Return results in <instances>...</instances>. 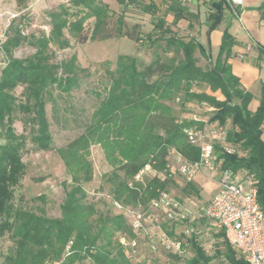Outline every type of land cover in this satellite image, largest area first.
<instances>
[{"label": "trees", "instance_id": "16d2710c", "mask_svg": "<svg viewBox=\"0 0 264 264\" xmlns=\"http://www.w3.org/2000/svg\"><path fill=\"white\" fill-rule=\"evenodd\" d=\"M16 1L19 6L27 3V0ZM116 1L126 6L136 0ZM225 2L209 0L210 29L221 19ZM258 9L264 17V3ZM159 10L154 2L144 6L145 13L157 18L146 38L151 42L156 38L164 40L165 47H174L182 59L176 63L174 59L164 62L157 58L140 67L135 57L120 55L116 69L106 70L110 83L84 132L60 147L54 145L47 104H57L55 89L70 92L78 86L79 75L85 69L78 64L76 55L61 63L53 62L49 52L51 44L65 49L71 46V39L81 44L119 37L142 41L135 32L137 25L128 30L125 16L120 14L111 30L110 9L102 0L61 3L49 13L48 35H25L21 22L14 19L10 23L1 46L7 59L0 69V237L8 234L13 244L1 255L3 264H75L85 260L90 264H137L120 241L125 232L134 235L124 215L99 212L96 204L88 200L85 186L94 175L91 148L99 145L106 162L113 168L105 174V182L110 184L114 198L125 205L147 206L157 195V188H168L175 179L161 180L157 175L145 185L129 186L143 166L149 163L156 171H164L172 149L190 162L200 157V149L188 141L185 128L203 125V121L179 119L172 104L175 101L182 106L191 101L215 108L208 120L227 128V141L237 148L234 154L220 153L223 168L244 169L256 176L258 202L264 211V83L260 104L252 112L249 109L252 93L241 87L227 63L236 39L225 32L217 62L210 69H203L195 55L198 51L207 58L203 45L194 37L186 40L177 36L165 17L157 15ZM183 18H186L184 11L175 9L172 25L177 26ZM89 19H94L90 33L85 30ZM25 42L35 52L25 58L15 57L14 50ZM259 50L264 54V47ZM196 84L220 90L225 99L194 91ZM19 86L23 90L16 95ZM17 120L25 126L23 133L16 131ZM28 128L29 132L25 133ZM28 141L37 151L55 150L71 177V187L60 205L59 216H49L44 209L36 211L15 202V189L26 174L23 150ZM188 187L194 190L192 183ZM44 199L45 195L41 194L33 201ZM189 240L190 256L172 253V264H212L222 252L216 249L215 254L209 253L194 234ZM224 245L228 261L247 264L226 241Z\"/></svg>", "mask_w": 264, "mask_h": 264}, {"label": "rangeland", "instance_id": "374dc122", "mask_svg": "<svg viewBox=\"0 0 264 264\" xmlns=\"http://www.w3.org/2000/svg\"><path fill=\"white\" fill-rule=\"evenodd\" d=\"M102 1L106 2L110 9L109 28L113 30L117 16L124 14L128 24L127 29L131 30L134 25H137L136 31L133 30L140 35L142 41L119 37L103 41H87L85 44H81L75 39H71V46L65 49H59L56 45L51 44L49 52L53 62L61 63L76 55L78 64L85 69L79 75L78 86L70 92H61L55 89L54 96L57 104L55 106L52 102L47 104L55 147L69 143L84 132L85 125L91 119L100 98L105 95L106 88L110 83L106 70L108 68L111 70L116 69V63L120 55L135 57L140 67L154 62L157 58L164 62L168 59H174L176 63L182 59V54L176 52L174 47L170 49L165 47L164 40L156 38L154 42H151L146 38L147 34L153 31L157 18L152 14L145 13L143 11L144 6L150 2L156 3L160 7L157 15L166 18L168 13L164 8V0H136L135 2H128L126 6L119 4L116 0ZM207 2L208 0H190L186 2L197 6V12L201 15L200 19L193 18L196 24L193 27V34L196 36L201 32V24L204 22L207 13H209ZM61 3H63L61 0H27L26 5L19 6L16 0H0V69L4 67L7 59L1 46L6 39L10 23L14 19L21 22L23 24L22 31L25 35H48L51 29L49 13L57 9ZM93 22L94 19H89L85 23V30L89 33L93 27ZM182 30L180 37L186 38L190 32L186 28ZM66 34L68 35L67 32ZM157 34L159 35V33ZM34 52L35 49L28 42H25L16 48L13 53L15 57L25 58ZM195 55L198 65L203 69H210L213 66V60H206L198 51ZM22 90L23 87L19 86L15 90L16 95H20ZM97 94H100V97H97ZM172 104L179 115V119H190L194 116L208 119L212 113L198 103L197 106L189 104L182 106L179 101ZM21 118L22 115H19L18 119ZM16 131L18 133L25 131V126L20 120L16 121ZM28 132L29 128L25 133ZM90 159L93 163L94 175L92 181L85 186L88 200L96 204L99 212L119 214L112 204L111 197L114 198V196L111 193V186L105 182V174L110 173L113 168L106 162L99 145L92 146ZM23 161L26 163L27 168L21 185L15 189L16 204L36 211L44 209L49 216H59L61 212L60 205L66 191L71 187V177L66 172L62 159L55 150L37 151L32 143L28 141L23 150ZM152 176L151 174L146 175L144 183L141 184L145 185ZM177 176L181 177L180 181L176 182L174 180V184L169 186V190L187 209L193 211V233L196 238L211 253L216 249L222 250L219 256V260L222 261L225 258V241L219 244L216 242L209 243L210 240L208 237L206 238V235L211 234L206 233L205 222H201L197 212L201 203L214 195L215 190L219 187V183L215 179L216 175L208 171H199L192 181H187L181 175ZM188 183L193 184L194 190L188 187ZM41 194L45 195L44 200L33 201V198ZM140 210H144L147 214H153L148 205L146 207L142 206ZM126 221L128 222L127 218ZM191 225V220L173 226L164 223L160 226V229L169 233L171 228L181 231L185 227H192ZM159 235L158 230H152L150 235L152 238L141 233H134L133 237L137 242L136 252H129V257L137 264H172V252L162 244ZM12 244L8 234L0 237V264H3L1 255L7 253ZM185 250L192 253L190 243L185 246ZM75 264L90 263L85 260Z\"/></svg>", "mask_w": 264, "mask_h": 264}, {"label": "built area", "instance_id": "2783aa9c", "mask_svg": "<svg viewBox=\"0 0 264 264\" xmlns=\"http://www.w3.org/2000/svg\"><path fill=\"white\" fill-rule=\"evenodd\" d=\"M68 4L69 0H61ZM186 3L190 0H179ZM238 11L244 7L245 0H226ZM209 111L214 107L202 104ZM195 121H203V125L194 124L185 128L188 141L200 149V157L195 162L188 161L177 150L172 149L170 160L166 169L156 171L151 164H146L135 175L129 186L135 187L136 183H144L146 175L159 176L161 180L175 179L181 175L187 181H192L199 171H208L219 175V187L212 198L201 203L198 207L199 218L206 221H214L221 229L222 240L234 248L238 257L247 264H264V211L258 202L257 183L254 174L244 169L233 170L223 168V159L220 153L234 154L237 148L227 141L228 129L223 128L217 121H209L197 116L192 117ZM220 148V151H217ZM157 195L148 204L153 214L140 210L142 205H125L116 198L111 197L112 204L125 219L135 234H144L152 238V230H158L162 244L172 253L181 257L190 256L185 246L189 245V239L193 237V211L187 209L168 188H157ZM146 207V206H145ZM147 216V217H146ZM149 219V220H148ZM191 220L192 227H185L181 231L171 228L170 232L160 229L162 224L173 226L184 224ZM195 220V219H194ZM209 243H217L216 239L209 235L206 238ZM121 243L128 248L130 253L136 252L137 242L127 232L121 234ZM204 249L208 251L203 243ZM70 246V245H69ZM69 246L67 249H69ZM154 248V247H153ZM209 252V251H208ZM218 264H232L226 258Z\"/></svg>", "mask_w": 264, "mask_h": 264}, {"label": "crops", "instance_id": "0c3cea01", "mask_svg": "<svg viewBox=\"0 0 264 264\" xmlns=\"http://www.w3.org/2000/svg\"><path fill=\"white\" fill-rule=\"evenodd\" d=\"M164 1V8L168 13L165 18L167 24L171 25L172 30L179 37L181 36L183 28L188 29L190 33L184 39L188 40L191 37L196 38L206 50L207 58H204L208 61L213 60V65L217 62L220 55L223 34L228 32L236 39L237 43L233 46L231 56L227 59V63L230 65L232 73L239 78L241 87L252 93L253 98L249 103V109L252 112L256 111L260 104L261 85L264 83V54L259 50L260 47H264V17L258 9V7L264 3V0H245L244 7L239 11L226 1L223 4L222 16L218 23L213 29H210L211 21L208 20L209 13H207L204 22L201 24V32L198 36L193 34V27L196 26L193 18L200 19L201 17L197 12V6H194L193 3H182L179 0ZM207 4L209 7V0ZM193 7L196 8L194 9ZM175 9H182L186 16V18L178 22L177 26L172 25ZM170 17L171 19H169ZM192 89L196 92H205L215 96L218 100L225 99V96L220 90L213 91L206 84H196ZM185 104L195 106L197 103L186 102ZM262 131V138L264 140V122ZM217 151H220V148H217ZM214 174L218 182L219 175L217 173ZM180 179V176L175 177L176 182H179ZM172 184H174V181ZM212 196L208 200H210ZM201 222H205L204 227L206 233L209 232L216 239L218 244L223 241L221 229L216 222L206 221L205 219H201ZM215 253L216 250H214L212 254ZM219 262V256H216L212 264H218Z\"/></svg>", "mask_w": 264, "mask_h": 264}]
</instances>
